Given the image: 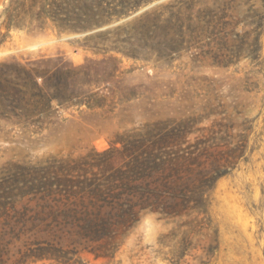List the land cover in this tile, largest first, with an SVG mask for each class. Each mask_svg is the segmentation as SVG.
Listing matches in <instances>:
<instances>
[{
  "label": "rangeland",
  "instance_id": "374dc122",
  "mask_svg": "<svg viewBox=\"0 0 264 264\" xmlns=\"http://www.w3.org/2000/svg\"><path fill=\"white\" fill-rule=\"evenodd\" d=\"M177 1L127 18L148 2L100 27L77 31L58 28L59 20L38 18L53 2L61 3L60 19L73 17L77 0H0V62L75 68L77 101L93 95L102 99V107L93 110L53 103V115L42 129L0 122L1 181L29 178L33 173L25 168L31 166L104 151L117 135L147 124L172 128L185 120L189 134L183 147L199 143L207 150L202 161L210 175L220 174L202 186L200 203L179 215L142 212L112 240L82 239L69 225L29 249L67 255L69 264H264V0H234L230 13L241 20L224 30L230 34L224 35L220 52L207 42L221 0H193L190 29L203 36L189 50L167 58L155 53L129 57L110 50L113 34L95 37L115 28L129 30L142 14ZM12 254L17 255L15 249Z\"/></svg>",
  "mask_w": 264,
  "mask_h": 264
},
{
  "label": "trees",
  "instance_id": "16d2710c",
  "mask_svg": "<svg viewBox=\"0 0 264 264\" xmlns=\"http://www.w3.org/2000/svg\"><path fill=\"white\" fill-rule=\"evenodd\" d=\"M151 1L77 0V11H71L73 17L65 14L64 18L67 22L73 20V25L62 23L61 3L53 2L47 5L48 9L42 7L38 18L59 20L58 28L81 31L119 19ZM233 2L221 0L218 6L222 8L209 24L212 27L207 46L215 43L217 52L224 45V37L230 34L224 30L241 20L230 13ZM195 4L193 0H179L142 14L129 30L115 28L95 37L113 34L110 50L129 57L155 53L157 58H167L189 50L195 40H201L203 35L190 29ZM248 11L257 13L252 6ZM76 76L75 68L49 69L38 64L0 62V122L42 129L53 115V103L59 107L85 104L92 110L102 107V99L96 95L77 101L72 80ZM187 122L181 121L172 128L161 122L147 124L138 131L117 135L104 151L25 168L33 173L29 178L0 180V264H33L43 260L69 264L67 255L59 257L51 255L49 249L34 251L28 246L69 225L82 239L112 240L131 227L142 212L179 215L191 203L196 207L202 200V186L220 174L210 175L202 161L207 150L200 149L199 143L183 147L189 134ZM117 144L121 147L117 148ZM211 166L215 168L213 163ZM24 200L25 204L18 208ZM32 202L34 206L30 205ZM13 249L17 255H10ZM60 258L67 259L59 261Z\"/></svg>",
  "mask_w": 264,
  "mask_h": 264
},
{
  "label": "water",
  "instance_id": "95a60500",
  "mask_svg": "<svg viewBox=\"0 0 264 264\" xmlns=\"http://www.w3.org/2000/svg\"><path fill=\"white\" fill-rule=\"evenodd\" d=\"M165 1H167V0H154L153 2H151V3H149V4H146V5L143 6L141 9L137 10L135 13H133L132 15H130V16L127 17V18H131V17H133V16H135V15H137V14H140V13H142V12H144V11H146V10H148V9H150V8H152V7H154V6L158 5V4H160V3L165 2ZM125 19H126V18H125ZM101 29H102V28L94 29V30H92V31H90V32H94V31L101 30ZM90 32H88V33H90Z\"/></svg>",
  "mask_w": 264,
  "mask_h": 264
},
{
  "label": "bare ground",
  "instance_id": "6f19581e",
  "mask_svg": "<svg viewBox=\"0 0 264 264\" xmlns=\"http://www.w3.org/2000/svg\"><path fill=\"white\" fill-rule=\"evenodd\" d=\"M41 45V44H40ZM39 45H32V46H30L29 48H36V47H38Z\"/></svg>",
  "mask_w": 264,
  "mask_h": 264
}]
</instances>
